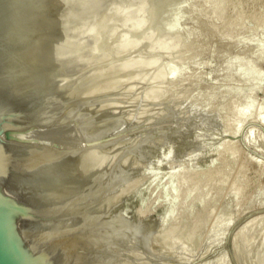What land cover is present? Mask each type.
<instances>
[{
    "label": "rangeland",
    "instance_id": "374dc122",
    "mask_svg": "<svg viewBox=\"0 0 264 264\" xmlns=\"http://www.w3.org/2000/svg\"><path fill=\"white\" fill-rule=\"evenodd\" d=\"M229 1L51 0L44 17L32 4L58 17L37 40V79L57 87L16 132L66 150L91 264H264V2Z\"/></svg>",
    "mask_w": 264,
    "mask_h": 264
},
{
    "label": "bare ground",
    "instance_id": "6f19581e",
    "mask_svg": "<svg viewBox=\"0 0 264 264\" xmlns=\"http://www.w3.org/2000/svg\"><path fill=\"white\" fill-rule=\"evenodd\" d=\"M42 1L44 2V0H42ZM49 1L51 2V0H49ZM54 1H56V0H54ZM230 1H229V3H230ZM236 1H239V0H236ZM35 2H33V0H0V102L6 104L8 106H10L9 104H11L12 106L14 104H16V105L22 104L24 106V104H25V106L28 109L32 110L29 114L31 119L36 115H40L41 112L46 109V107L48 106L47 103L50 102V101L48 102V100H50V98L53 94L52 91H54L57 87V86H55V87H52V86L42 87V85L40 84L42 77H41V79H39L40 80V82H39V80L37 79V76H38V74L40 76L41 72L44 73V72H46V70H48V65H46L47 63L45 64L47 67H45V65L42 67V65L45 62L42 65L40 63L41 58H43L44 56L39 55L42 51L41 49H40L41 51L39 50V46H40L39 42H41L42 38H43V35H41V37H39L40 36L39 34L42 33V30L45 29V27H47V30H49L48 28H50V26L47 24H51V25L54 24L56 22L55 19L57 20L58 17L55 15V13L53 14L54 16H56V17L52 16V18L53 17L55 18V19L53 18L54 23L52 21H51L52 23H48V21L47 20L45 21V19L43 18L44 20L42 21V23L45 25V22H47V24H46L47 26L45 25L42 27V25H41L40 27L38 26V29H37V27H35V26L37 24L41 23V19H42L41 17H44L47 14V10L49 8L52 9L51 6H49L52 4L50 2H45L46 4H49V5H47V9H46V7L44 5H38L36 2V6L37 5L40 6V9H44V8L46 9V11L44 9V11H41V13L38 12L41 15V17H40V15L38 13L35 16V13L37 12V11H35L37 9L34 7L35 5L33 4ZM224 2L227 3V1H224ZM263 2H264V0H263ZM38 3H41V2H38ZM229 3H228V5H229ZM234 3H236V2H231L230 5H233ZM248 3H250V2H248ZM41 4H43V3H41ZM238 4L236 3L235 5H238ZM57 5H58V3H57ZM183 5H184L183 2H182V4H179V11L176 14L177 15L176 17L178 19L182 17ZM212 5H213V3H212ZM217 5L215 4V6H217ZM222 5H224V4H222ZM41 6H43L44 8L43 7L41 8ZM48 6H49V8H48ZM33 7L35 8L34 9L35 13L33 11ZM37 8H39V7H37ZM55 8H57V7H55ZM233 8H234V6H233ZM235 8H238V7L235 6ZM50 9L48 10L49 14H51L52 13L51 11L54 10V9H52V10H50ZM212 9L214 10V8H212ZM215 9H217V8H215ZM229 10L230 9H228V12H229ZM241 10L243 12V9H241ZM43 12H46V14ZM261 12H262V10H261ZM261 12H259V11L253 12V15H254L253 17L259 21L258 22L259 24L257 23L255 25V26H257V28H258V25L264 24V18H263L264 12H263V14ZM240 13L241 12L239 10V12L235 11L234 13H232L233 15L229 14V13L228 14L231 17L234 16V18L237 20L238 16L242 15ZM33 14H34V16H33ZM243 14H244V12H243ZM42 15H44V16H42ZM37 17H38V19H36ZM46 18H48V20H49V17H46ZM250 18H252V16ZM230 19H232V18H229V20ZM240 20H239V23L242 22V17ZM28 22H30L32 24L30 26H27L29 24ZM243 22L245 23L244 20H243ZM237 23L238 22H236V23L234 22L235 27L239 25V24L236 25ZM244 23H243V25H244ZM167 28L169 29L170 27L167 26L166 29ZM234 29H236V28H233V30ZM47 30L46 29L43 30L42 34H44V31L46 32ZM228 30H229V28H228ZM39 31H40V33H38ZM47 32L45 35L48 34ZM55 33H57V32L55 31ZM246 36H247V34H246ZM44 37L48 38L47 36H44ZM36 38H38V39H36ZM40 38H41V40L39 41ZM249 38H251V37H249ZM46 41L47 42H45V43L49 42L48 40H46ZM48 46H47V48H48ZM43 47H46V46L43 45ZM43 47H42V49H43ZM261 50L264 51V44L261 45ZM37 56H39L40 58ZM262 57H263V55H262ZM44 59H45V57H44ZM253 68H255V67H253ZM169 72L171 74L174 71L172 69H170ZM250 72H251V70H249V74H250ZM176 74H173V75H176ZM250 82H252V81H250ZM253 83H254V81H253ZM257 85H259V84H257ZM43 86H44V84H43ZM244 99H245L244 100V107L241 110L237 111V114H238L237 120H232V125L230 124L232 129H234V130H236L239 127L238 126V125H240L239 122H241L243 117L247 116L248 110H250V108H249L251 106L250 97L247 96V98H244ZM49 108L50 107H48V110H49ZM230 110L231 109H229L228 111H230ZM232 110H233V108H232ZM234 111H236V109ZM52 112H54V110H52ZM42 113H44V112H42ZM52 117H53V115H52ZM36 118H38V117H36ZM53 120H55V119H53ZM213 121H216V120H213ZM51 122H52V120H51ZM210 123L213 124V122H210ZM29 124L22 126V127H18V128H19V130L25 129L29 126ZM212 124H211V126H212ZM40 125H43V122ZM52 125H53V123H52ZM209 126H210V124H209ZM55 127H56V124H55ZM233 127H235V128H233ZM45 128H47V127H45ZM207 129L209 132V127L205 128V130H207ZM199 130H201V129H199ZM16 131H18V130H16ZM16 131L9 132V133H7V135L8 136L11 135L12 137L20 139L22 137V135ZM205 132H207V131H205ZM201 136L203 137V135H201ZM196 139L199 142H201L200 141L201 138H200V140L198 138H196ZM46 140L50 141L51 139L50 140L46 139ZM209 140H207V141H209ZM56 142H57V140H56ZM27 144H28L27 145L28 147H26V149H24V151H25V153L23 154L24 158H23V160L21 162V166H20L22 171L20 170L17 179L21 182L20 184L22 185L23 190L28 189V192H30L33 196H37V197H40L41 199H43L38 204L36 203L37 206L40 207V210L43 212L45 211L48 214H52L51 216H42V218L40 220L35 221L36 224L39 225V227H40L39 232H40L41 237L50 242L51 246L54 248L56 255L59 257V259L64 261L66 264H91L92 260L96 259V254H94L91 250H89V252L91 254L90 256L87 257L86 254H87V249L91 248V246L90 247L88 246V241H89L91 234H92L91 230H92V228H94L91 225L93 218L91 221H89V218H88L87 221H89V222H87V221L85 222V220H83V222H85V224H86L83 226L84 223L81 221L83 218H81L79 216L81 213V206H83V205H81V202L86 203L88 199H87V197H85V198L83 197L84 200L81 199L82 201L80 202V196L81 195L78 196L79 193L75 194L73 192V191L78 192L77 186L75 185V183L77 182V180H76L77 179V175H76L77 170H75V167H73L72 163H70V162H69L70 164H66V165L60 164V163H62V161H65L67 159V157L65 158V156H67V155L65 153L66 150H63L64 148H61V147L59 148V145H55V147L54 146L49 147L50 144H42L41 142L37 143V144L32 143V142L31 143L27 142ZM226 145H224V146L226 147ZM207 146H205V147H207ZM209 146H211V145H209ZM213 149H214V147H213ZM223 149H224V147H223ZM68 150H67V154L70 153V152H68ZM211 150H212V148H210L209 151H211ZM226 150H228V148L225 149L224 151H226ZM71 152H73V149H71ZM209 153L211 154V152H209ZM215 153H217V152H215ZM218 153H219V151H218ZM220 153H222V152H220ZM231 153H232V151H231ZM70 154H72V153H70ZM206 154H207V152H206ZM216 155H219V154H216ZM225 156L227 157V154ZM70 157H71V155H70ZM77 157H79V156H77ZM71 159H72V157H71ZM73 159H74V157H73ZM221 159H224V158H221ZM78 169H79V167H78ZM209 170H211V167ZM199 171H200V169H199ZM208 172L206 174H208ZM210 172L212 173L214 171L211 170ZM183 174H184V172H183ZM213 175H215V173ZM198 176H200V175H198ZM207 177H209V176L207 175ZM205 178H206V176H205ZM93 179L96 180V178H93ZM188 179H190V178H188ZM213 179H214V177H213ZM181 180H178V181L181 183ZM192 180H193V176H192ZM101 181H99V182H101ZM195 181H193V185H194ZM180 183H179V185H180ZM188 183H190V182H188ZM79 184H80V182H79ZM73 185H74V187H73L74 190L72 189ZM193 185H192V187H193ZM195 185H196V183H195ZM75 186H76V190H75ZM238 186H240V185L238 184ZM192 190H194V189H192ZM188 192H190V191H188ZM74 194L76 197L74 196ZM69 196H70V198H69ZM86 217L87 216H85L84 218H86ZM80 223H82L81 226H80ZM82 231H84L86 233L85 237H84L83 233H81ZM80 237L81 238L84 237V239L80 240ZM89 257H90V261H89Z\"/></svg>",
    "mask_w": 264,
    "mask_h": 264
},
{
    "label": "water",
    "instance_id": "95a60500",
    "mask_svg": "<svg viewBox=\"0 0 264 264\" xmlns=\"http://www.w3.org/2000/svg\"><path fill=\"white\" fill-rule=\"evenodd\" d=\"M9 105L0 102V264H66L35 222L52 214L41 211L37 204L43 199L17 179L28 141L7 135L36 120L25 104Z\"/></svg>",
    "mask_w": 264,
    "mask_h": 264
}]
</instances>
